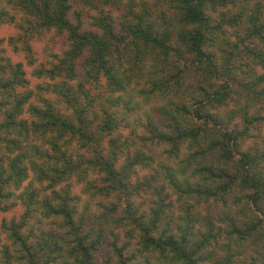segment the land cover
Here are the masks:
<instances>
[{
    "label": "trees",
    "instance_id": "1",
    "mask_svg": "<svg viewBox=\"0 0 264 264\" xmlns=\"http://www.w3.org/2000/svg\"><path fill=\"white\" fill-rule=\"evenodd\" d=\"M7 2L0 25L24 19L11 42L29 65L39 33L68 47L48 60L46 98L25 63L0 61V212L22 207L3 220L16 247H0V264H98L103 245L128 264L118 223L134 218L139 250L158 255L141 264H264V0ZM142 101L147 133L116 136ZM77 184L112 210L80 209ZM166 185L181 210L158 201L148 217L131 200Z\"/></svg>",
    "mask_w": 264,
    "mask_h": 264
},
{
    "label": "rangeland",
    "instance_id": "2",
    "mask_svg": "<svg viewBox=\"0 0 264 264\" xmlns=\"http://www.w3.org/2000/svg\"><path fill=\"white\" fill-rule=\"evenodd\" d=\"M8 2L7 0H2V8L7 7ZM1 8V9H2ZM75 8V7H74ZM17 23L15 24H3L0 25V61L8 62L9 60H12L14 63L16 62H23L24 69L26 71L27 77L30 79V85L37 86L36 90H38L40 96L42 98L48 97V82H52L54 85L55 81L50 80L48 77V73L46 70L48 69L49 62L48 60L52 58L53 53H61V51H64L68 47V41L65 34L57 33H44L39 35L32 39V46L35 50V57H36V63L33 65H29L26 61V58L24 57V54L21 52H17L13 47V42H11V37L17 36V34L21 35L22 31L19 30L18 25H21L22 22L24 23V19L17 15L16 18ZM36 72H44L42 76H38ZM54 86L53 88H55ZM98 89H96V93H101L102 97L98 104L95 105L93 108L92 114H90V118L94 120L98 124V118L100 116V104L105 102L106 96L109 94L106 90L105 81L101 80V85L97 86ZM98 92V93H97ZM55 97L54 94H50L49 97ZM135 103V102H132ZM151 105L147 104L146 102H141V105L139 108H136L132 111H128L126 116L123 119H121L120 115V122H118V127L115 129V135L121 136L122 139H136L139 140V135H145L147 133V127L150 124L151 118L149 117V113L151 112ZM123 113V111L119 110L118 113ZM259 112H262L259 111ZM121 113V114H122ZM264 115V110L262 112ZM259 127L262 128L264 132V120H261L258 124ZM135 130V134L132 133V130ZM136 136V137H135ZM144 173V171L142 172ZM90 180L96 184H100L102 182V179L98 178L96 180L94 176H89ZM97 181V182H96ZM101 184V185H102ZM98 185L97 187H99ZM95 190L96 186L94 187ZM88 188L84 187L82 184L75 185L74 187V193L80 195V199L76 202L78 203L79 208H83L86 202H90L91 204V211H99V210H105V207H108L109 210H112L114 207L112 203V198H106L103 194H97L95 197V200L91 199L90 194L84 193V190H87ZM136 193V192H135ZM135 196H132V201L137 202V205L142 206L146 209L148 212L147 216L152 217L153 214L150 211L154 207H158L159 205H156V202L160 201L162 204L169 203L170 201L173 202V205H176V210L180 209V204L184 200V198H179L178 192L171 188L170 186H164V188H160L159 193L156 194L155 192H152V190H142L140 193L134 194ZM165 198V199H164ZM128 198L123 200V206H126L128 204ZM91 200V201H90ZM102 203V205H101ZM218 209V208H217ZM22 211V207H15L13 210L7 211V212H0V239L2 241L0 242V247H7L10 246V249L12 251H15V247L12 244V234L8 231V225H4L3 220L6 219L8 222L12 217V214L19 215ZM169 218L162 220V228L169 226L174 227L177 226L174 224L173 226L168 221ZM138 221L134 218L133 222H130L129 224L122 225L118 223V234H119V242L120 245H124V248H126V252L128 253V256H125L127 258L128 264H141L142 261H144L148 255L150 256L151 261L157 262L158 261V255H154L151 251L143 252L144 250H139V243L142 242V236L141 231L137 224ZM174 230V228H173ZM158 235V234H157ZM112 253L111 249L108 248L107 245H103L99 256L98 264H105L106 261H109L111 264L114 263L113 261L116 260V255ZM167 257V256H166ZM167 260L170 261L171 257H167Z\"/></svg>",
    "mask_w": 264,
    "mask_h": 264
}]
</instances>
